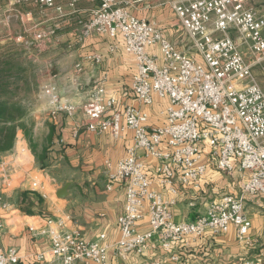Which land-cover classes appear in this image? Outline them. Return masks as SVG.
<instances>
[{
    "label": "built area",
    "instance_id": "built-area-1",
    "mask_svg": "<svg viewBox=\"0 0 264 264\" xmlns=\"http://www.w3.org/2000/svg\"><path fill=\"white\" fill-rule=\"evenodd\" d=\"M61 1L0 0V12L4 4L9 8L29 4L64 17L67 12ZM79 1L67 0L69 10H75ZM99 1L88 18L80 19L77 36L123 38L136 61L132 89L139 104L121 106L107 96L105 79L94 85L81 105L66 101L54 83L42 86L41 95L48 99L52 117L59 113L73 117L81 111L90 132H109L116 139L127 130L133 132L134 142L126 154L105 163L107 188L115 182L125 186V211L118 218L121 237L112 244L105 242V234L87 240L78 230H69L65 218L47 219L39 234L50 240V247L35 259L39 264H109L113 257L114 264H129L132 253L142 257L160 247L176 264H188L175 251L180 243L195 241L206 230L213 236L224 234L231 226L240 242L250 244L252 221L244 195L264 196V0L170 1L189 38L187 50L179 49L157 22L132 13L125 0ZM58 28L38 30L35 41H50ZM87 58L102 61L97 53ZM77 70H82L81 64ZM156 98L168 100L161 124H151L145 109ZM161 144L168 150H161ZM28 151L21 146L15 153L22 156ZM205 155L223 173L247 174L243 194L223 195L197 219L177 221L170 210L176 199L166 200L153 188V178L145 169L147 159H159L160 183L175 195L180 187L195 185L205 175ZM6 167L1 165L0 183L8 176ZM33 185L37 188L39 183ZM1 201L5 205L0 196ZM145 217L149 230L141 231L138 223ZM21 258L18 247L0 246V264H17ZM248 264H264V259Z\"/></svg>",
    "mask_w": 264,
    "mask_h": 264
},
{
    "label": "crops",
    "instance_id": "crops-1",
    "mask_svg": "<svg viewBox=\"0 0 264 264\" xmlns=\"http://www.w3.org/2000/svg\"><path fill=\"white\" fill-rule=\"evenodd\" d=\"M170 1L175 0H125L123 4L128 5L136 16L160 23L166 36L179 49L187 50L189 38L172 7H168L171 6ZM99 2L81 0L75 10H69L67 0H62L67 12L64 17H58L52 9L34 5L21 4L9 8L4 4L0 12V46L18 44L47 48L40 57L51 69L46 84L54 83L66 101L81 105L94 85L105 79L107 96L116 98L121 106L138 105L132 89L136 61L134 55L126 50L123 38L113 39L98 34L86 38L77 36L80 19L88 18ZM56 25L60 26L59 36L55 35L43 44L35 41L38 30ZM95 53L102 56L101 62L87 58ZM77 64L82 65L81 71L77 70ZM41 94L40 90L34 96L40 97ZM40 98L36 99L30 111L37 156L21 129L14 147L0 154V170L5 163L8 174L0 183V196L5 204L0 202V224L3 225L0 246L19 248L22 258L17 264H39L35 255L46 252L50 247V240L39 234L47 219L65 218L67 228L78 230L83 238L94 240L105 234V242L112 244L121 237L118 218L125 211V186L115 182L112 189L107 188L105 163L116 162L126 154L134 142L133 132L127 130L122 139H116L109 132H90L86 130L87 119L81 111L73 117L66 113L52 117L48 99L43 95ZM167 104L168 100L156 98L152 105L145 107L151 124L164 122L161 111ZM21 146L29 151L16 156L15 150ZM159 148L168 150L166 144ZM44 149L45 165L42 166L38 158ZM203 161L208 168L200 181L180 187L178 194L174 195L160 183L157 174L159 159L154 156L147 159L145 169L153 178V188L161 191L166 200L176 199L170 210L177 221L197 219L205 214L211 201L223 195L243 194L247 174L238 171L233 175L223 173L213 162L209 163L206 155ZM34 181L39 183L37 188ZM67 182L71 183L67 196H58ZM244 197L246 212L252 221L250 244L240 242L236 228L231 226L228 232L216 236L206 230L195 241L189 239V243H180L175 251L188 264H248V261L264 259V196L246 193ZM138 228L149 230L147 217L139 221ZM110 255L113 256L112 252ZM157 259H161L162 264H176L160 247L151 248L142 257L132 253L129 264H150ZM114 263L112 257L109 264Z\"/></svg>",
    "mask_w": 264,
    "mask_h": 264
},
{
    "label": "trees",
    "instance_id": "trees-1",
    "mask_svg": "<svg viewBox=\"0 0 264 264\" xmlns=\"http://www.w3.org/2000/svg\"><path fill=\"white\" fill-rule=\"evenodd\" d=\"M27 51L13 45L0 46V154L10 151L17 140L18 130L24 131L33 153L29 99L36 91L35 63ZM45 149L38 158L45 165Z\"/></svg>",
    "mask_w": 264,
    "mask_h": 264
},
{
    "label": "rangeland",
    "instance_id": "rangeland-1",
    "mask_svg": "<svg viewBox=\"0 0 264 264\" xmlns=\"http://www.w3.org/2000/svg\"><path fill=\"white\" fill-rule=\"evenodd\" d=\"M170 4V2H168ZM169 4H167L166 6H168ZM168 7H172V6H168ZM173 9V8H172ZM160 24V23H158ZM59 29H60V26L59 28L57 29V32H56V35L59 36L60 33H59ZM28 33V32H27ZM26 33V34H27ZM13 47H19L21 49H24L26 50L27 52V57L29 59H31L34 63H35V71H36V80L38 82V86H37V89L34 93L38 94L40 92V90L42 89V86H44L46 84V81H48L50 75H51V69H50V65L45 61H43L40 57H41V54L43 53V51L47 48H45L44 46L43 47H39L36 48V47H33V46H19L18 44H12ZM39 59V60H38ZM38 61V62H37ZM34 93L31 95L30 99H29V105L30 107L32 108L34 105H35V101L36 99H41L40 97L42 95L39 96H34Z\"/></svg>",
    "mask_w": 264,
    "mask_h": 264
},
{
    "label": "water",
    "instance_id": "water-1",
    "mask_svg": "<svg viewBox=\"0 0 264 264\" xmlns=\"http://www.w3.org/2000/svg\"><path fill=\"white\" fill-rule=\"evenodd\" d=\"M70 182H67L61 189H60V191L58 192V196H60V197H66L67 196V194H68V188H69V186H70Z\"/></svg>",
    "mask_w": 264,
    "mask_h": 264
}]
</instances>
